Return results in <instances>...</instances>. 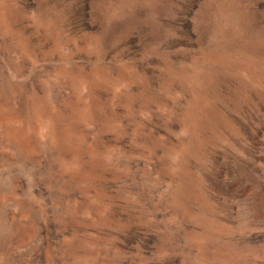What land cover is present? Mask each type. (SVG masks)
I'll list each match as a JSON object with an SVG mask.
<instances>
[{
    "label": "rangeland",
    "instance_id": "rangeland-1",
    "mask_svg": "<svg viewBox=\"0 0 264 264\" xmlns=\"http://www.w3.org/2000/svg\"><path fill=\"white\" fill-rule=\"evenodd\" d=\"M0 264H264V0H0Z\"/></svg>",
    "mask_w": 264,
    "mask_h": 264
}]
</instances>
